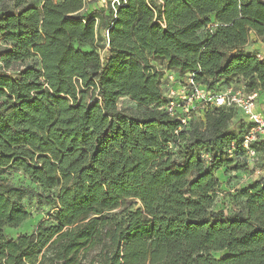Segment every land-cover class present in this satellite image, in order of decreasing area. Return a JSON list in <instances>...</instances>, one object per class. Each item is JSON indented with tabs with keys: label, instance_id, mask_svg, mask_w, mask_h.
I'll use <instances>...</instances> for the list:
<instances>
[{
	"label": "trees",
	"instance_id": "obj_1",
	"mask_svg": "<svg viewBox=\"0 0 264 264\" xmlns=\"http://www.w3.org/2000/svg\"><path fill=\"white\" fill-rule=\"evenodd\" d=\"M116 1L0 0V170L52 207L8 237L30 190L0 179V264H264V178L233 213L212 211L215 172L245 166L251 123L201 103L182 124L162 88L173 74L213 94L264 92V60L244 50L264 39V0Z\"/></svg>",
	"mask_w": 264,
	"mask_h": 264
},
{
	"label": "rangeland",
	"instance_id": "obj_2",
	"mask_svg": "<svg viewBox=\"0 0 264 264\" xmlns=\"http://www.w3.org/2000/svg\"><path fill=\"white\" fill-rule=\"evenodd\" d=\"M4 43L0 38V50L3 48ZM83 49L89 50L88 45H83ZM180 81L176 80L172 74L171 77L166 75L162 88L165 95L172 97H180L181 94L179 85ZM188 92V93H187ZM185 94H190L186 91ZM118 107L125 109L129 112H134L136 105L127 99L122 97L117 102ZM201 106V102L195 103L194 110L198 111ZM197 114V113H195ZM240 118L241 114L237 111L235 118L230 123V128L239 132L240 130ZM256 157L260 160L259 164L254 163L252 156L248 155L243 160L244 167L238 171H229L226 167H221L215 174L220 181V186L217 189L215 202L212 207V211L218 215H229L233 213L235 209H239L242 199L237 196L245 187H247L254 180L264 178V153L259 152ZM7 179L11 185L23 186L30 190V193L22 199V204L29 214V217L17 228H6L5 233L8 237H15L17 234H29L31 233L36 225L46 219L52 212L50 205H37L35 194L42 192L38 186L32 183L20 170L13 168H5L0 170V179ZM226 252H214L213 255L218 257L224 255Z\"/></svg>",
	"mask_w": 264,
	"mask_h": 264
},
{
	"label": "built area",
	"instance_id": "obj_3",
	"mask_svg": "<svg viewBox=\"0 0 264 264\" xmlns=\"http://www.w3.org/2000/svg\"><path fill=\"white\" fill-rule=\"evenodd\" d=\"M115 1L112 0L111 3L113 4ZM171 75L168 74V77H171ZM178 86L181 94H183L182 96L175 98L165 95L168 99L166 110L170 115L175 116L182 124H185L189 112L194 111L195 103L197 102L236 107L245 120L251 123V127L244 135L242 144L246 149L245 155L252 156L254 163L259 164L256 151L249 147V144L253 141L264 140V116L256 111L257 91L246 93L241 88L229 86L221 92L213 94L205 88L194 84L190 75L185 78L183 84ZM186 91H189L191 95L185 94Z\"/></svg>",
	"mask_w": 264,
	"mask_h": 264
},
{
	"label": "crops",
	"instance_id": "obj_4",
	"mask_svg": "<svg viewBox=\"0 0 264 264\" xmlns=\"http://www.w3.org/2000/svg\"><path fill=\"white\" fill-rule=\"evenodd\" d=\"M85 1L87 3V10L91 11L94 8L102 6L106 0ZM244 50L248 53H255L259 59L264 60V39L257 37L254 33H251L250 39L245 45ZM236 88H242V86L238 85ZM256 111L264 116V92H258V97L256 100Z\"/></svg>",
	"mask_w": 264,
	"mask_h": 264
}]
</instances>
